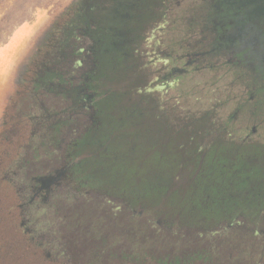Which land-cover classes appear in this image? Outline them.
Masks as SVG:
<instances>
[{"label":"rangeland","instance_id":"obj_1","mask_svg":"<svg viewBox=\"0 0 264 264\" xmlns=\"http://www.w3.org/2000/svg\"><path fill=\"white\" fill-rule=\"evenodd\" d=\"M155 1L151 0L152 3ZM35 2L36 0L32 4L31 0H0V264H85L93 253L102 252L98 243L92 242L95 241L92 239L93 235L110 234L103 232L104 230L93 233L90 225L82 219L65 224L49 212L48 205L55 196H60L70 211L86 210V195L91 201L100 195L101 191L91 188L89 182L81 177L82 174L66 172L65 164H69L77 156L72 142L87 128L94 126L97 120L115 118L120 113L119 107L124 104L138 105L141 94L132 90L128 68L130 60L126 58L122 64H118L115 73L101 82V93L111 94L110 106H114L106 108L101 118H91L88 115V119H81L79 111H89L72 106L66 95L52 93L37 85L39 78L47 71L59 70L67 74L66 70H69V64L65 63L75 54V48L70 44L71 39H65V35L75 14L79 13V0H68L54 9L42 7L39 10L34 9ZM43 2L47 3L48 0ZM181 2L183 5L187 0ZM74 34V38L78 37V29ZM157 38L158 31L155 30L150 43L153 44ZM55 77L54 74L51 75L50 81H58ZM197 96L198 102H205L204 93H198ZM182 107L185 112L191 106ZM192 107L198 117L210 108ZM75 112L77 113L74 114ZM220 115L221 108L214 109V119H220ZM68 119L74 120L68 123ZM57 123H63L60 130L62 142L58 151L59 157H63L65 161L63 164H55L49 172L33 170L32 172L44 174L46 177L43 183L41 179L31 182L25 175L26 170H23L22 158L27 157L34 149L42 163L46 164V150L52 152L54 140L58 137V132L52 127ZM125 123L128 120L125 119L123 124ZM73 128L76 129L75 132H72ZM116 130L118 129L114 128L110 132L113 146L118 139ZM263 162L264 154L261 151L246 153L244 164L248 167V173H254L257 169L263 170ZM186 168H190L188 164L184 166L180 180L177 181L180 183L179 195H188V192H184L186 185L190 184L186 180L195 172L193 170L186 174ZM217 185L212 180L209 185L199 190L201 185L199 181L196 182L194 187L199 190V197L194 199L197 202H193L198 208L202 209L210 204L208 197ZM259 185L260 179L257 176H252L241 187L226 185L221 193L216 192L219 194L216 195L217 201L223 204H250L254 201L253 204L256 205L259 201L256 195ZM16 189L21 197L22 210L14 207L16 196L14 198L12 193ZM251 193L253 194L250 195ZM113 201L117 209H127L137 223L148 225L147 238L149 241L157 238L158 243L155 247L147 243L141 249L130 248L121 243L109 251L133 250L142 253L141 260L127 262L109 256L97 264H264V235L250 237L245 234L244 228L245 225L251 227L252 234L257 229L264 231V215L259 219L264 212V202L261 208L254 211L240 205L226 215L252 216V219L255 218L254 222L251 219L243 222L205 218L207 225L215 227L207 232L202 229L201 235L192 236L182 232L188 223L196 222L199 218L193 219L186 212L187 202L184 207L176 205V209H170L164 206L146 207L127 200ZM256 239L263 240L260 249L257 248ZM249 253L253 254L251 259Z\"/></svg>","mask_w":264,"mask_h":264},{"label":"flooded vegetation","instance_id":"obj_2","mask_svg":"<svg viewBox=\"0 0 264 264\" xmlns=\"http://www.w3.org/2000/svg\"><path fill=\"white\" fill-rule=\"evenodd\" d=\"M78 7L81 22L78 37L70 40L75 54L65 63L67 74L47 71L37 85L101 118L110 106L101 93L105 55L115 69L125 57L132 90L141 94L139 104L130 106L143 107L144 131L157 135L163 153L172 147L180 154L182 140L195 148L200 136L193 157L199 152L202 160L223 157L229 166L248 151L264 154V0H79ZM53 74L58 81H50ZM198 93L205 102H198ZM182 106L191 107L183 112ZM192 106L210 108L198 117ZM220 108V119H214ZM192 165L186 174L195 169L197 175L200 167ZM183 168L175 170L172 190H179ZM175 201L181 204V198ZM251 217L232 214L224 221L254 222ZM244 228L250 237L264 235ZM256 240L260 249L263 240Z\"/></svg>","mask_w":264,"mask_h":264},{"label":"trees","instance_id":"obj_3","mask_svg":"<svg viewBox=\"0 0 264 264\" xmlns=\"http://www.w3.org/2000/svg\"><path fill=\"white\" fill-rule=\"evenodd\" d=\"M80 22L81 16L79 12L75 14L69 24L70 27L66 30L65 39L67 41L72 38L71 36L74 38V33ZM124 58L122 57L119 63L122 64ZM103 63L104 76L109 78V75L115 73L117 68H113V62L108 55H105ZM110 95H107L104 99V102L109 105L111 103ZM111 107L114 106H106L104 109ZM72 110H74V107H72ZM118 112L120 113H117L114 116L115 118L107 117L101 122L97 120L94 126L87 128L86 131L79 135L72 142L77 156L72 162L65 164L67 173L74 171L77 175L82 174L81 177L89 182L91 188H97L101 191L100 195L91 201L85 194L86 210L70 211L60 196H55L53 202L48 205L49 212L65 224L75 219H82L90 225L93 233L97 234L98 231L104 230L103 232L110 234L109 236L93 235L92 239H95V241L92 242L98 243L102 248V252L93 253L91 259L89 261L86 260L85 264L102 263L109 256H115L127 262L140 261L142 253L133 250H116L115 252L109 250L121 243L134 249L144 248L147 243L155 247L158 243L157 238L150 241L147 238L146 230L148 225L137 223L136 220H133V215H129L127 209H117L113 200L120 202L123 200L133 201L146 207L164 206L176 209L178 204H176L175 200L179 197L181 198V204L178 206L182 205L184 207L185 202H187L185 204L188 205L186 212L188 211L187 213L193 218H199L196 222L188 223L187 228L182 232L184 235L192 236L201 235L202 229H206L205 231L207 232L212 230L211 227H215V225H207L205 218H214L215 220L226 218L227 213H230L229 211L235 210L240 205L245 208H251L253 211L261 208L264 202V170L257 169L254 173H248L246 171L248 167L244 164L245 160H243L244 162L240 161L239 164L227 166L223 157L210 155V158L205 157L202 160L199 152L193 157V154L201 144V141L198 140L200 136L195 141V148H193V144L182 140L180 154L174 153L172 147H169L166 153H163L161 151L162 145L158 141L157 135L148 136L144 131V109L142 106L141 108L139 106H121ZM78 114L82 116L81 119H88L87 112L79 111ZM125 119L128 120V123L123 124ZM73 120L68 119L67 121L71 123ZM155 124L157 127L158 124ZM62 125L63 123H57L52 126L58 132V137L54 140L52 152L46 150V164L42 163V159L34 149L27 157L22 158L23 170H26L25 175L29 178V181L41 179L43 183L46 176L32 171L38 169L42 172H49L55 164H63V161H65L63 157H59L58 151L62 142L60 131ZM114 128L118 129L116 130L118 139L115 146H113V140L110 137V132ZM75 131L76 129L73 128L72 132ZM187 164L189 167L190 165L194 168L200 167V172L197 175L194 172L189 177H193V180L191 183L189 182L192 188L189 186L188 195L184 193L179 195V190H172L176 178L175 170L179 165L184 167ZM234 167L236 169H233ZM252 176H257L260 179V185L256 191L259 201L256 205L253 204L254 201L250 204H223L221 201H217L216 195L219 194L216 192H220L226 185L235 187L238 185L241 187ZM212 180L218 185L208 197L210 198V204L200 209L195 204L197 202L195 200L199 197L198 191L209 185ZM198 181L201 187L197 191L194 185ZM12 185L16 187L13 183ZM14 191L16 193H12L14 198L16 196L14 207L22 210V201L18 189ZM213 200L216 201L213 202ZM81 207L79 206V208ZM250 256L251 253H249V258L251 259Z\"/></svg>","mask_w":264,"mask_h":264},{"label":"crops","instance_id":"obj_4","mask_svg":"<svg viewBox=\"0 0 264 264\" xmlns=\"http://www.w3.org/2000/svg\"><path fill=\"white\" fill-rule=\"evenodd\" d=\"M68 0H48L47 3H44L43 0H36L35 3H33L35 5L36 10H39L42 7H48V8H57L60 7L63 3H67ZM32 2H34V0H31V4Z\"/></svg>","mask_w":264,"mask_h":264}]
</instances>
